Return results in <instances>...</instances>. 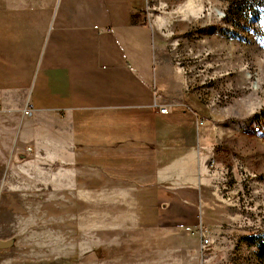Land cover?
<instances>
[{
  "label": "rangeland",
  "instance_id": "obj_1",
  "mask_svg": "<svg viewBox=\"0 0 264 264\" xmlns=\"http://www.w3.org/2000/svg\"><path fill=\"white\" fill-rule=\"evenodd\" d=\"M204 12L169 49L190 97L179 108L208 152L209 220L167 227L148 185L119 183L99 146L74 140L71 118L35 117L30 104L0 113V241L12 243L0 264H257L247 238L264 233V0H208Z\"/></svg>",
  "mask_w": 264,
  "mask_h": 264
},
{
  "label": "crops",
  "instance_id": "obj_2",
  "mask_svg": "<svg viewBox=\"0 0 264 264\" xmlns=\"http://www.w3.org/2000/svg\"><path fill=\"white\" fill-rule=\"evenodd\" d=\"M207 4L0 0V113L30 104L35 117L64 113L78 145L100 147L109 176L136 193L148 185L167 227L196 226L201 213L205 224L208 152L193 113L179 108L190 97L169 48Z\"/></svg>",
  "mask_w": 264,
  "mask_h": 264
},
{
  "label": "trees",
  "instance_id": "obj_3",
  "mask_svg": "<svg viewBox=\"0 0 264 264\" xmlns=\"http://www.w3.org/2000/svg\"><path fill=\"white\" fill-rule=\"evenodd\" d=\"M249 244L257 249L255 260L257 264H264V233L248 237Z\"/></svg>",
  "mask_w": 264,
  "mask_h": 264
},
{
  "label": "water",
  "instance_id": "obj_4",
  "mask_svg": "<svg viewBox=\"0 0 264 264\" xmlns=\"http://www.w3.org/2000/svg\"><path fill=\"white\" fill-rule=\"evenodd\" d=\"M12 243L8 240H5V241H0V247L1 248H6V247H9Z\"/></svg>",
  "mask_w": 264,
  "mask_h": 264
},
{
  "label": "built area",
  "instance_id": "obj_5",
  "mask_svg": "<svg viewBox=\"0 0 264 264\" xmlns=\"http://www.w3.org/2000/svg\"><path fill=\"white\" fill-rule=\"evenodd\" d=\"M159 109H160V111L162 112V113H167L168 112V107H167V105H158L157 106ZM203 123V122H202Z\"/></svg>",
  "mask_w": 264,
  "mask_h": 264
}]
</instances>
